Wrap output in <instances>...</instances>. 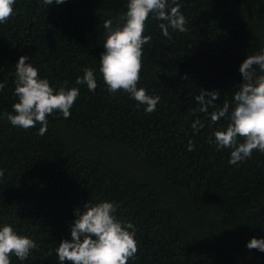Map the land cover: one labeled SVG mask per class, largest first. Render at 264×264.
I'll return each mask as SVG.
<instances>
[{"label":"trees","instance_id":"obj_1","mask_svg":"<svg viewBox=\"0 0 264 264\" xmlns=\"http://www.w3.org/2000/svg\"><path fill=\"white\" fill-rule=\"evenodd\" d=\"M178 2L187 31L169 28V39L159 27L167 22L151 13L145 22L151 42L137 88L160 97L151 113L124 90L109 93L99 72L104 21L122 26L128 0H16L0 23V227L37 244L24 261L12 254L11 264H60L56 248L71 239L75 214L101 201L136 229L128 264H264V252L246 246L264 238V152L230 164L231 149L210 143L228 119L213 124L215 108L199 112L195 98L217 91V106L235 107L240 65L264 49V0ZM22 55L54 90L64 81L79 88L71 115H49L42 136L39 123L24 129L2 118L18 102ZM85 67L95 69V91L75 83Z\"/></svg>","mask_w":264,"mask_h":264},{"label":"clouds","instance_id":"obj_2","mask_svg":"<svg viewBox=\"0 0 264 264\" xmlns=\"http://www.w3.org/2000/svg\"><path fill=\"white\" fill-rule=\"evenodd\" d=\"M16 0H0V23L6 22L13 15V5ZM64 0H55L63 3ZM45 5L53 0H43ZM127 10L121 15L126 22L122 26L113 27L112 20L104 21L106 29L105 51L101 54L99 72L107 85V90L115 94L124 90L139 103L146 105L145 112L156 110L159 96L146 93L144 88H137L142 69V50L145 44L151 42L150 36L143 35L145 22L149 14L167 23H160L163 35L171 39L169 28L185 32L187 21L181 13L178 0H128ZM27 56H20L15 65L14 95L18 102L12 105L13 112H5L12 125L24 129L34 128L37 123L39 135L47 132V117L54 112H61L68 118L70 109L79 96V88L67 87L64 81L58 90L47 78H40L39 71L28 61ZM239 71L243 77L239 90L234 93L235 107L230 112V104L225 101L217 106L213 101L218 98L217 91L207 92L201 89L195 98L199 102V112L208 114L209 107L215 108L210 114L213 124H219L221 119H228L226 126L214 130L216 148L231 149L230 164H237L250 158L253 150L264 152V49L254 55H248L241 63ZM84 75L78 76L77 85L86 83L89 91H95L97 81L95 69L85 67ZM5 87L0 83V90ZM191 127L199 131L205 125L196 119ZM242 138L243 142H240ZM194 148L190 140L188 150ZM3 170L0 169V177ZM117 205L111 201L99 203L86 202L83 211L75 214L76 219L71 226V239L62 240L56 248L60 264L70 261L71 264H128L135 257L138 243L135 239L136 229L131 222L122 223L115 216ZM247 248L264 252V238L253 237ZM37 244L32 239L18 235L10 224L0 227V264H11L10 256L15 254L24 261Z\"/></svg>","mask_w":264,"mask_h":264}]
</instances>
